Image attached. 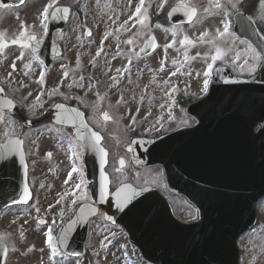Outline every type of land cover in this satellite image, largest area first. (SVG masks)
I'll return each mask as SVG.
<instances>
[{"label": "water", "instance_id": "water-1", "mask_svg": "<svg viewBox=\"0 0 264 264\" xmlns=\"http://www.w3.org/2000/svg\"><path fill=\"white\" fill-rule=\"evenodd\" d=\"M236 33L264 55V39L253 26L239 25ZM153 48L150 43L144 50ZM209 97L215 98L191 111L203 107L207 123L199 127L210 128V134L201 133L197 139L195 130L180 131L161 140H136L132 148L136 165L162 164L169 187L200 208L202 221L196 225L176 221L166 200L152 188L140 190L128 184L110 196L109 179L106 186L104 181L107 157L102 161V147L92 146L91 130L84 140L88 179L97 203L107 220L128 232L151 264H238L236 240L255 221L256 202L264 195V66L250 80L236 79L229 72L222 80L217 78ZM252 110L260 114L258 133L256 122L248 120L256 115H251ZM139 148L148 151L146 155ZM0 200L4 201L1 211L11 200ZM85 209L88 218L95 215L93 207ZM86 231L87 221L84 239ZM62 246L67 249L66 243Z\"/></svg>", "mask_w": 264, "mask_h": 264}, {"label": "flooded vegetation", "instance_id": "flooded-vegetation-1", "mask_svg": "<svg viewBox=\"0 0 264 264\" xmlns=\"http://www.w3.org/2000/svg\"><path fill=\"white\" fill-rule=\"evenodd\" d=\"M129 1L130 0H123V2L121 3L119 0H56L55 7L68 8L69 11L67 14L63 12H60L58 14L62 19L67 16L64 23L65 27L64 29L55 30L52 33V39L56 44L60 45V47L62 46L65 51L70 52L71 46H69L70 41L68 37L71 36L75 38L76 31L80 27H84L83 32L85 33V35H88L86 32L89 26H119L120 22L130 24L127 32L131 31L130 29L132 26H137V28H146L148 26L151 30H156V28L159 27L161 30H172L174 32L178 30L188 32L190 31L191 26H214L220 31H223L225 23H228L230 25L228 32L229 34L220 36L219 33H217V36L219 37H214L212 41H210L211 45L223 50V56L220 59L216 60V65L214 67L216 68L218 66H227V60L224 53H227V46L230 45L231 41H234L243 46L242 50L238 52V55L244 56L247 52L251 54V57H246L243 64L241 65V74L244 77H250L251 75L257 73L263 60L262 56L257 51H253L255 49L247 41L239 38L234 34V26H236L235 15L238 12H242L254 20L255 25L258 27L260 33L264 35V26L259 23L256 17L258 16L257 11L261 9L260 2H262L263 0H238L237 2H234L232 0H219L221 7H215V0H184V2L196 6L198 10L197 16L191 22L189 21L185 11H173V8H176L178 6L180 0H167V2H165V0H145V8L143 11H146L148 19L144 24L138 23L137 21L139 18L135 17V10L139 5V0H137V6L134 8L131 14L127 18L126 16L121 18L120 13L125 15L123 11ZM50 2H52V0H26L25 3L17 7L13 5L0 7L1 13L5 10L8 11L17 9L22 12V10H26L31 6V11L35 18L37 17V15H39L37 19L39 20L40 17V19L42 18L41 20L43 21L42 25L40 26H32V24H30V26H20V29L17 31L19 32L17 36L8 37V35L4 31H0V35L4 36L8 40H12L20 38V33L25 30V27L27 29L26 35L22 37L23 40L27 41V46L8 45L2 51H0V88H2L3 92L12 99L18 110L15 115L9 110L0 108L3 110L2 112H0V115L3 116V119H0L1 143L6 141L11 136L20 137L22 139L21 141L24 143L26 156L28 155V158L31 159L29 162V175L33 167H37L39 173L41 174H58L63 169L62 166H59V163L61 162H54L55 167H57L59 170L58 172L56 171L53 173V170L50 169L48 164L49 162H52L53 159L56 158V156H53L50 151H45V155H40L38 147L40 141L44 146L48 147L50 138L56 139V137H61L66 132H68V134H66L67 136H72L73 138H75V128L56 125L52 120L53 116L61 111L58 110L53 114L54 107H56L57 104L59 105L62 103L66 106L68 105L69 107H72V110L80 112V116L83 113L85 121L91 127H93L95 131H98L102 134L103 143L109 151V170H114L118 174L122 173L124 169H118L119 161L121 158L125 161L126 165H130L133 168H136L131 164V162L128 161L129 155L127 152V146L131 142V140L141 135V130L136 126V123H134L136 122L134 119H120L118 115L119 110L133 104L132 98L130 96L128 98L121 96L124 94V92L122 91L126 90L127 88H115L112 86H107L106 84L108 83V81L106 80L103 81V84L105 86L85 87L82 88L79 92L78 89L69 90L68 88L59 87V85L55 84L52 81V73H48V76L46 77V80L51 79L50 83L46 82L42 86L39 84L38 76L39 71L42 69V64L39 59L35 57L33 48L28 45V36L34 35L36 37V40L40 41L44 39L50 31V20L52 15L51 13L54 12L55 9L53 8L49 10L50 14L47 21H44L41 14L43 9ZM36 4L37 6L33 8V6ZM205 9H207V11H205ZM45 25H47V27H45ZM214 27H212L213 30ZM14 30L15 27L13 26L11 28V31ZM69 30L71 31L69 32ZM137 31L129 41H134V38L138 36ZM90 33L91 34H89L88 36H90L91 38L94 37L95 32H93L92 30V32L90 31ZM201 35L202 34H199L198 36ZM154 36L155 35L151 33L149 37L146 38V40L142 38L137 45H135V42H133V49L139 51V48H141L143 43ZM81 42L82 51H84L87 45L83 39L81 40ZM113 43L115 44L114 40ZM76 44L77 50H80L79 42L77 41L75 45ZM158 50L159 44L155 52ZM155 52L152 54H155ZM150 56L152 55L149 54L148 56L143 58L132 56L131 62L133 59H147ZM253 56L255 57V60L252 59ZM65 57L66 56H62L56 59V61L61 60ZM68 60L79 62L76 56H69ZM196 60L198 62V55L196 56ZM248 63L252 65V68L253 66L255 67L249 73H245L247 72V70L245 69L248 67ZM13 65H15V67H13ZM52 65L50 66L49 71H51ZM133 71L135 72V67H133ZM70 72L73 71L71 70ZM68 82L69 84H76L73 78L69 79ZM161 89L163 91L162 94H166L164 100L168 98V100H170V104L172 105V113L170 115L171 118L175 121L180 120L177 125L171 126L174 129L169 130V127L167 129L169 130L168 132L174 131L181 125H195L197 121L190 115L186 114L185 110L188 105L193 104L203 98L208 90V87L206 89L203 88V90L199 92L195 91L196 88L194 87L185 86L184 88V86L179 85L161 87ZM40 91H47V97L43 99L38 98V94ZM55 97L59 98L58 102L52 100ZM45 104H48V108L46 111L47 113H44V115L39 117V114L36 111L27 113V109L30 106L33 105L36 106L37 109H39ZM93 108L98 110L99 113L96 115L92 113ZM21 109H24L26 111H21ZM22 112H25L27 117H29V119L33 121H29L28 123L34 125H27L25 123V121L23 120L24 117ZM105 112L108 113L111 119H104ZM65 116H67V114H65ZM68 117V121L70 122V124H77L78 118H75L73 115H70ZM185 117L190 121L185 120ZM42 125L50 126V130H48V132L44 131V134L42 135H34V129ZM51 126L53 127V130L51 129ZM80 135L83 138H86L83 130L80 132ZM117 138L119 139V141L117 140ZM76 142L79 147L77 149V152L82 156L83 144L78 140H76ZM115 143H119V145L115 146ZM121 143H124L125 145L122 150H120ZM13 149L14 148L11 147L9 171L3 177L5 185L9 182L13 183V181L22 180V176L18 171L19 161L17 159L16 152ZM70 149V151L73 150V148ZM70 151L68 152L69 156L67 155V158L63 156H61L62 158H60L65 159L64 161H62V164L66 165V170L69 169V172L73 168V165L69 159ZM49 153H51V155H49ZM42 156H44V158L41 159ZM157 168L160 178L158 180V184H152V186L158 188L163 194H165V196H168L167 198L170 199V201H172L174 198H178L177 195L169 190L163 169L160 167H156L153 169ZM149 169L151 168L138 170L145 171ZM74 174V177L77 178L80 176V171L74 172ZM34 180L38 183L37 173L35 174ZM128 181L129 180H127V178H124L123 176L122 183ZM37 188L39 189L38 186ZM37 197L39 198V191L37 192Z\"/></svg>", "mask_w": 264, "mask_h": 264}, {"label": "rangeland", "instance_id": "rangeland-1", "mask_svg": "<svg viewBox=\"0 0 264 264\" xmlns=\"http://www.w3.org/2000/svg\"><path fill=\"white\" fill-rule=\"evenodd\" d=\"M119 1L121 3L123 2V0ZM232 1L237 2L238 0ZM36 6L37 4L34 5L33 8ZM136 6L137 0H130L124 8L123 12L125 15L120 13L121 18L124 16L127 18ZM260 8L261 9L257 11L258 16L256 17L259 23L264 26V1L260 2ZM31 9L30 6L26 10H22V12L19 9L1 12V30L5 31L8 37H10L19 34L17 31L20 29V26H30V24H32V26L42 25V18L40 19L39 17L38 20L37 18L39 15L35 18ZM13 26L15 30L11 31ZM128 27H130L129 23L125 24L122 22H120L119 26H89V28L95 32V35L92 39L85 41L88 47L87 54L90 55V58L96 54L104 56L103 71H107L110 77L113 76V79H116L113 82H109L107 84L108 86L119 82L123 68L128 67L130 69V67H132L130 63L132 64L133 62L132 65L135 67V72L131 70L128 84L126 85L127 90H124V94L121 95L125 98L130 96L133 104L130 105L131 107L128 106L119 110L118 115L120 119L132 118L134 115L137 121L142 122V130L151 131L156 129L163 119L170 117V108L165 105L163 96L158 95L160 92L157 87L158 84H161L163 81V84H161L163 87L170 86V84H178L179 86H184V88L185 86L194 87L197 92L202 91L205 87V80H209V75H206L208 66L209 64L212 65L215 63L216 60L213 61L212 57L216 54V50L219 49L210 44V41H212L214 37H219L217 36L218 29L214 26H191L188 32H183L181 30L174 32L172 30H161L159 27H157L156 30H151L150 27L147 26L146 28H138V36L134 38V41L131 40L130 44L123 41L124 44L121 49L118 48L119 50L115 48L114 44L111 46L104 45L106 39L115 41L118 35L117 33L126 30ZM212 27H214V30ZM83 28L84 27H80L77 29L75 38L69 36V46L74 47L77 41L81 44V40L86 39L83 36ZM151 33L156 36L159 42V50L147 59H133L131 62V56H137L138 52V50L132 51L133 42L137 45L142 38L146 40ZM203 33H207L208 37L203 36V39H200L202 35H198ZM185 36H188V38L190 37L194 43L184 44L183 41ZM168 45L171 46L166 47ZM242 48V45L231 41L230 45L227 46V53H224L227 63L231 64L237 73H241V65L245 58L251 57L249 52L244 56L238 55V52L241 51ZM197 55L198 62L196 60ZM252 59L255 60V57L253 56ZM89 61L91 60L89 59ZM247 66L248 67L245 69L247 72L245 73H249L255 67L253 66L252 68V65L249 63ZM96 67L98 66L96 65L94 70L98 71ZM145 69L148 70L146 71ZM149 71L151 72L147 73ZM145 86L156 87V90L150 92V89L147 88L148 95H144L146 92H141L136 96L134 91L135 88H145ZM132 88H134V90ZM145 97L146 99L155 98L156 100H150L148 103L147 101H143ZM92 113L96 115L99 111L93 108ZM185 120L190 121L186 117ZM177 122L179 123L180 120ZM40 133L44 134L42 131ZM66 134H68V132L61 137H56V139L50 138L48 147L44 146L41 141L39 143V154L45 155V151H51L53 156H56L48 165L50 169L53 170V173L59 170L55 167V163L61 162L59 166L63 167L58 174L45 175L38 172V183H36L37 186L41 188L39 206L34 208H13L0 216V240H6L10 248L7 264H141L138 251L132 248L126 236H124L119 229L113 226H107L101 220H96L92 226L89 239V247L92 252L91 256L86 258L67 257L60 253L54 242L56 254L53 255L52 246L47 242L49 233L48 226H45L46 224H40L39 219H57L68 207L67 204L65 206H59L61 204L57 205L55 203V200L59 198L69 201L68 193L73 187V183L72 185L64 183L63 178L66 173V165L62 164V161L65 159H60L62 158L61 156L67 158L68 152L71 150L70 145L74 143L72 136H67ZM117 140L119 141L118 138ZM118 145L119 143H115V146ZM124 146V143H121L120 150H122ZM125 173L127 179H131V181L139 185H157L160 178L158 170L156 169H149L147 171L127 169ZM117 176L123 177L122 175ZM80 182L81 178L76 181L77 184ZM50 189L54 192L52 193ZM46 196H48V201L45 202L44 198ZM174 208L185 218L194 215L190 206L181 199L174 200ZM261 212L263 220L262 226L246 235L242 241V246L246 249L243 264H264V207ZM55 219L54 221L56 222ZM110 232H112L114 236H119L114 237L115 239L113 240H111L112 238L106 239V235Z\"/></svg>", "mask_w": 264, "mask_h": 264}, {"label": "snow or ice", "instance_id": "snow-or-ice-1", "mask_svg": "<svg viewBox=\"0 0 264 264\" xmlns=\"http://www.w3.org/2000/svg\"><path fill=\"white\" fill-rule=\"evenodd\" d=\"M21 2H23V0H21ZM165 2H167V0H165ZM55 5H56V0H52V2L48 3L47 6L43 9L41 14L43 16L44 21L48 20V17H49V14H50L49 13L50 9H53V8L55 9L54 12L51 13L54 17L56 15V13H60V12H63L65 14L68 13V11H69L68 8H59V7H55ZM215 7H221V5L219 3V0H215ZM144 8H145V0H139V5L136 7V10H135V17L139 18L137 22L140 23V24H144L146 22V20L148 19L146 11H143ZM181 10L186 12V15H187V17H188L190 22L192 20H194V18L198 14V10H197L196 6H194V5L190 4V3H186V2H184V0H180V3L178 4V6L176 8H173V11H181ZM205 11H207V9H205ZM45 27H47V25H45ZM229 27H230V25L228 23H225L223 31H220L219 29L217 30L219 35L220 36H225L226 34H228ZM26 33H27V29L25 27V30L20 33V38L13 39L12 43L13 44H22L23 46H27V41L22 39V37H24L26 35ZM89 34H91V33H89ZM206 35H207V33L202 34L200 39H203V36H206ZM35 39H36V37L34 35L33 36H28V40H35ZM154 41H155V38L153 37L152 38V43L153 44H154ZM129 43H131V41H129ZM183 43L184 44H192V43H194V41L190 40L187 36H185ZM5 46L6 45H4L3 43H0V48H3ZM170 46L171 45H168L166 47H170ZM253 51H255V50H253ZM222 55H223L222 51L220 49H217L216 50V54L212 57V60L215 61L217 59H220L222 57ZM13 67H15V65H13ZM211 72H212V65L209 64L208 72L206 73V75H211ZM65 75H67V73H65ZM40 80H41V82L44 81L43 74L41 75ZM207 84H208V81L205 80V89L207 88ZM0 91H3V89L0 88ZM5 105L7 107H14V105L12 104L11 101H5ZM57 107L62 108L63 105H58ZM2 111L3 110L0 109V112H2ZM0 119H3L2 115H0ZM104 119L105 120L111 119V117L108 115L107 112L104 113ZM85 127H86V125H85ZM101 139H102V137L100 136L99 133H93L92 134V146L94 148L96 146H98L99 142L101 141ZM14 144H15V146L18 147L19 145L22 144V141L16 140L14 142ZM13 150H15V149H13ZM99 151L101 152L102 161L106 162L107 152L103 148H100ZM49 155H51V153H49ZM72 155L75 157L78 154L74 150ZM121 163L123 164V161H121ZM77 171H80V169L73 167L71 169V172H69V179H71L72 173L77 172ZM107 179L108 178L105 175V177H104L105 186L107 185ZM82 184H83V179H81L80 183L75 185V188L76 189H80ZM29 195L30 194H29L28 190L25 189V198H27ZM47 242H48V244L50 246H52L53 255H55L56 254V248H55V245L53 244V238H52V234H51V229H49Z\"/></svg>", "mask_w": 264, "mask_h": 264}]
</instances>
